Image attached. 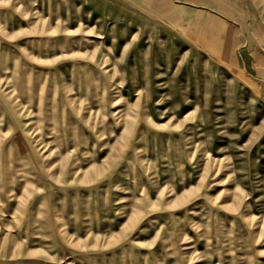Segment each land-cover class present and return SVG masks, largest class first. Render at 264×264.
Wrapping results in <instances>:
<instances>
[{
    "label": "rangeland",
    "instance_id": "obj_1",
    "mask_svg": "<svg viewBox=\"0 0 264 264\" xmlns=\"http://www.w3.org/2000/svg\"><path fill=\"white\" fill-rule=\"evenodd\" d=\"M0 264H264V0H0Z\"/></svg>",
    "mask_w": 264,
    "mask_h": 264
}]
</instances>
